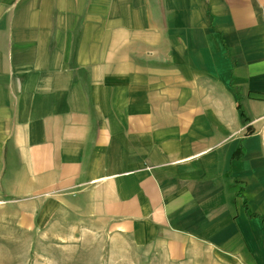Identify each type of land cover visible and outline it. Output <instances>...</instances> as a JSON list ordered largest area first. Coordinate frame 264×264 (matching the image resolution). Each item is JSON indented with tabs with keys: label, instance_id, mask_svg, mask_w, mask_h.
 <instances>
[{
	"label": "crops",
	"instance_id": "1",
	"mask_svg": "<svg viewBox=\"0 0 264 264\" xmlns=\"http://www.w3.org/2000/svg\"><path fill=\"white\" fill-rule=\"evenodd\" d=\"M5 208L264 264V0H0Z\"/></svg>",
	"mask_w": 264,
	"mask_h": 264
},
{
	"label": "rangeland",
	"instance_id": "2",
	"mask_svg": "<svg viewBox=\"0 0 264 264\" xmlns=\"http://www.w3.org/2000/svg\"><path fill=\"white\" fill-rule=\"evenodd\" d=\"M10 216L0 210V264H177L65 214L33 231L21 230Z\"/></svg>",
	"mask_w": 264,
	"mask_h": 264
}]
</instances>
